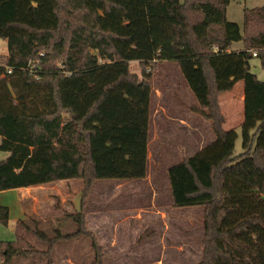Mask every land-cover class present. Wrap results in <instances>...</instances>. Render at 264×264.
I'll return each mask as SVG.
<instances>
[{
    "label": "trees",
    "instance_id": "obj_1",
    "mask_svg": "<svg viewBox=\"0 0 264 264\" xmlns=\"http://www.w3.org/2000/svg\"><path fill=\"white\" fill-rule=\"evenodd\" d=\"M229 4L0 0V39L8 44L0 53V150L9 153L0 160V191L78 179L85 198L100 179L146 178L152 83L130 64L145 71L175 62L196 97L191 110L211 122L215 139L168 168L172 205L204 207L198 264H264V81L250 64L259 58L264 68V4L244 10L243 31L227 18ZM235 42L243 49L232 50ZM239 82L245 151L235 157L238 134L225 129L220 97ZM9 215L0 205V224ZM66 218L75 231L48 234L36 217L18 220L16 239L0 241V264L37 255L53 264L55 246L80 236L92 241L88 264H104L84 209Z\"/></svg>",
    "mask_w": 264,
    "mask_h": 264
},
{
    "label": "rangeland",
    "instance_id": "obj_2",
    "mask_svg": "<svg viewBox=\"0 0 264 264\" xmlns=\"http://www.w3.org/2000/svg\"><path fill=\"white\" fill-rule=\"evenodd\" d=\"M263 4L264 0H230L227 18L238 23L243 31L244 10ZM242 47V42H235L232 49ZM7 52V41L0 39V53ZM250 64L251 71L264 81L261 60L253 58ZM130 65L139 79L147 78L152 83L147 177L133 181L97 180L85 198L83 181L68 180L61 186L66 200L57 199L55 204L60 214L35 217L48 234L54 229L71 233L77 227L66 214L83 208L88 228L103 247L104 264H198L203 258L204 207H174L167 170L215 139L211 122L191 110L197 100L175 62H155L145 71L139 61H132ZM243 95L244 84L239 82L233 91L220 97L227 118L225 129H234L238 134L235 157L245 151ZM14 96L17 104V93ZM8 155L0 150V160ZM27 222L33 226L29 220ZM12 227L13 222L0 226V238L16 239ZM25 237L37 249H46V245L32 235L25 234ZM94 256L91 239L80 236L57 244L52 261L53 264H88ZM11 264H47V259L39 255L21 257Z\"/></svg>",
    "mask_w": 264,
    "mask_h": 264
},
{
    "label": "crops",
    "instance_id": "obj_3",
    "mask_svg": "<svg viewBox=\"0 0 264 264\" xmlns=\"http://www.w3.org/2000/svg\"><path fill=\"white\" fill-rule=\"evenodd\" d=\"M241 49H243V47L235 50L238 51ZM64 182H69V181L62 180L47 185L34 186V187H20V188L0 191V205L7 206L9 208L10 215H9L8 223L13 222L12 228L14 230L15 235H16L17 222L20 219H25L26 217H35V216L43 218L48 216H57L60 214L61 210L58 211L55 210V204L57 202V199L61 201L66 200L65 199L66 192H64L63 189L61 188ZM44 203H46V205H43ZM0 226L3 225L0 224ZM1 240L13 241L15 239L0 238V241Z\"/></svg>",
    "mask_w": 264,
    "mask_h": 264
},
{
    "label": "built area",
    "instance_id": "obj_4",
    "mask_svg": "<svg viewBox=\"0 0 264 264\" xmlns=\"http://www.w3.org/2000/svg\"><path fill=\"white\" fill-rule=\"evenodd\" d=\"M256 55H257V53L254 52V56H256ZM36 64H37V63H33L32 66H31V68H35ZM11 71H12L11 69L8 70L9 73H10Z\"/></svg>",
    "mask_w": 264,
    "mask_h": 264
}]
</instances>
